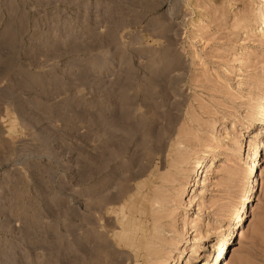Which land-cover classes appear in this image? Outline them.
I'll return each instance as SVG.
<instances>
[{"label":"rangeland","instance_id":"rangeland-1","mask_svg":"<svg viewBox=\"0 0 264 264\" xmlns=\"http://www.w3.org/2000/svg\"><path fill=\"white\" fill-rule=\"evenodd\" d=\"M261 7L0 0V264H98L70 253L113 239L115 194L127 215L136 202L147 240L155 224L172 239L173 225L178 250L202 242L203 254H220L217 264H264ZM121 119L115 132L111 121ZM203 152L201 183L190 187ZM254 156L257 193L240 207ZM112 245L103 253L126 264L128 252Z\"/></svg>","mask_w":264,"mask_h":264},{"label":"bare ground","instance_id":"bare-ground-1","mask_svg":"<svg viewBox=\"0 0 264 264\" xmlns=\"http://www.w3.org/2000/svg\"><path fill=\"white\" fill-rule=\"evenodd\" d=\"M261 6H262L261 10H263L264 0H261ZM260 16L263 17V14L261 13ZM262 101L264 102V98H262ZM261 108L262 109L260 110V112H256V117L257 116L259 117V120H256V121H263L264 120V105ZM101 114H103L104 118H106V114L108 115L109 112L106 113L105 110H102ZM110 114L111 115H109V116L112 117L113 113L110 112ZM121 121L122 122L111 121L110 127L112 129H114L115 132H121L123 129H125L124 120L121 119ZM252 121H255V120H252ZM103 122L106 123V120L105 121L103 120ZM243 140L244 139H242V141ZM262 143L264 146V141H262ZM241 146H242V144H241ZM256 157L257 156H254V158L251 160L252 161L251 167H253V169H251V167L248 169V180H251V182L253 183L251 186L252 188L250 190V194L247 196L245 201L242 202L240 207H243L244 206L243 204L248 202L249 200L252 201L254 199L255 194L257 193L258 188H257V185L255 184L256 173H254V175L252 176V173H253L255 166H259V163H260V159H256ZM207 160H208V154L205 152L201 153L198 156V159H197L198 166L196 167V170H195L196 175L193 178H191V180H189L187 182L188 186L195 187L198 185V183H201L200 180H197V177H199V179L202 177V174H203L205 165L207 163ZM102 163L104 165V161H101V164ZM180 163H182V162H180ZM105 164H106V162H105ZM197 172H200V175H198ZM254 190H255V192L253 193ZM124 191H126V190L123 189V191H121L123 193V195L125 193ZM126 193H128V192H126ZM252 193H253V197L251 198ZM119 198H121V196L119 194H115L112 197V201L114 202L113 204L118 203L116 205H118V207H120V215H121L120 216L119 212H118V215L121 218L118 221V226L115 227V228H118V231L113 233V235H112L113 239H109L108 237L102 236L95 242L93 247L88 246V248L85 246L84 243L81 242L80 247H79V249H77V251L76 250L74 251L73 248L71 249L70 255H74V252H76V256L79 257V255H80L79 258L83 259L85 257V259H86V257L89 254V256L92 257V261L94 259V261L98 264H123L122 260L117 259L113 253L112 254H106L105 252H104L105 254L103 253V251L108 248V247L104 248L105 245H109V243L114 242V245L119 246L120 248H124L126 250V253L128 252V254H127L128 258L125 260L126 264H200L202 260L209 262L208 264H217V260L220 258V254L219 253L213 254V251H212L211 256H208L209 254H203L202 252H203V249L205 248V245L202 242H200L197 246H195L190 251L191 252L190 254H188L189 249L187 251L185 248L183 250H178L179 242H177V241H179L180 236L177 235L175 226H173V225L168 226L169 231L172 232V239L164 237L162 235L163 227H159L160 224H159V226H157L158 224H155V225H153V229H154V232L156 235L152 236L149 240H147L148 238L147 239L145 238L146 236L144 234V231L140 232L139 228H138V226H140L142 222H140L137 218L138 211L135 208L136 202L132 201L131 204H129L127 201L125 202L126 205L129 204V206H130V209H129L130 215H127L126 212L123 211V208H122L123 205L121 206L120 201H118ZM149 199H151V198H149ZM149 199H148V201H149ZM160 200H161V198L158 195H156L155 198L153 199V204L154 203H156L157 205L160 204ZM187 203L192 205L195 203V201L192 200V198H191L187 201ZM116 209H117L116 207L112 206L111 208L107 209V213L114 214L117 212ZM245 209H247V206L245 207ZM246 213H247V210L244 213V209L241 212H239V214L235 217V218H237V221L232 223V225H233L232 231L229 232L227 235H229L230 237L234 233H236L235 237L238 235L239 228L238 229H235V228L237 227V224L239 223V221L241 219L244 218L242 223L246 220V217H245ZM149 215H153V214L151 213ZM160 216H162V215H160ZM163 216H165V215H163ZM183 221H185V219H183ZM155 222H158V221H155ZM173 235H175V236H173ZM227 235H226V237H227ZM177 236H179V237L176 239L173 238V237H177ZM226 237L219 240L220 243L218 246V251L222 249V247L224 245V241L226 240ZM139 241L144 242L143 247L137 246ZM185 243L189 244L190 239L186 240ZM114 245H112L113 249H115ZM173 251H177V252H175V254H173ZM187 254L189 255L188 256L189 260L187 263H185V257ZM78 257H76L75 260H77ZM68 258H70V257H68ZM79 260L80 259H78L77 261H79ZM72 261L69 262V260H68L69 264H74V262H72ZM81 261L82 260H80V263H81Z\"/></svg>","mask_w":264,"mask_h":264}]
</instances>
